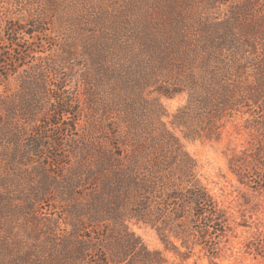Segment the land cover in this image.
Masks as SVG:
<instances>
[{"label":"trees","instance_id":"obj_1","mask_svg":"<svg viewBox=\"0 0 264 264\" xmlns=\"http://www.w3.org/2000/svg\"><path fill=\"white\" fill-rule=\"evenodd\" d=\"M138 1L126 0L118 9L117 0H111L104 13L88 15L97 28L83 47L75 87L59 81L50 89L44 74L50 69H41L21 82L25 93L21 101L0 88L2 189L21 183V177L17 179L21 172L68 170L63 181L53 185L71 201L65 220L71 230L59 238L65 253L53 256L52 264H169L131 230L132 224L154 230L183 260L198 250L209 264H219L223 243L244 225L231 205H224L204 182L198 161L176 129L193 141L221 142L226 132H246L254 138L251 147L236 150L229 168L242 185L258 189L264 185V163L254 170L256 158L251 153L260 144L256 136L264 134V0H233L223 12L215 8L204 28H151ZM220 2L211 0V5ZM136 9L140 16L133 22ZM108 15L109 27L98 28ZM31 18L25 27L13 24L5 30L0 74L17 73V65H26H19L25 58L6 56V45L15 53L22 34L30 42L47 32L45 22ZM67 53L74 55L70 49ZM31 69L36 71L35 66ZM53 72L58 73L56 68ZM102 89L108 90L107 98L96 93ZM41 90L53 91L57 115L66 117L67 122L55 123L56 127L66 126V133L77 130L85 104L88 113L100 109L105 114L106 134L80 135L74 150L51 157L50 149L58 147L49 131L54 120H40L43 124L26 136L17 120L23 106L37 117ZM181 95L187 101L172 115L171 129L164 121L168 114L162 99ZM72 136L71 143L77 135ZM34 199L29 198L26 207H34ZM31 254L12 257L11 264L31 262ZM0 260L8 263L7 257Z\"/></svg>","mask_w":264,"mask_h":264},{"label":"rangeland","instance_id":"obj_2","mask_svg":"<svg viewBox=\"0 0 264 264\" xmlns=\"http://www.w3.org/2000/svg\"><path fill=\"white\" fill-rule=\"evenodd\" d=\"M139 0L141 13L145 14L148 22L152 23L151 28H204L206 17L212 15L217 8L218 12L224 11L227 5L232 4L233 0H221L223 3H216L212 7L211 0H152L145 4ZM173 1L176 3L174 5ZM126 0H117V8L125 5ZM111 3V0H0V42L6 39L5 30L12 27L13 24H22L26 26L28 20L40 19L43 28L47 32L38 35L30 42L25 34L21 35L20 48L13 53L12 47L6 45L5 55L13 56L14 59L25 58L19 63L17 73L10 72L6 75L0 74V88L6 89L12 98L15 96L21 101L24 96L21 82L30 76H37L40 70L50 69L44 73L48 78V87L55 88L59 81L68 83L70 87H75L74 82L77 74L80 72L84 55L83 47L91 38V31L97 28L88 20V15L95 13H104V8ZM111 5V4H109ZM115 16V15H113ZM140 13L136 9L131 14V20H138ZM112 18L108 15L104 18L98 28H108ZM24 24V25H23ZM121 28H135L124 27ZM73 50L74 55H69L68 50ZM45 51V53H43ZM7 56V55H6ZM47 57V58H42ZM6 60V59H5ZM50 65L52 68H50ZM36 67V71L32 67ZM15 66L11 67L15 70ZM56 68V72L53 70ZM60 72V73H59ZM72 79V81H71ZM82 90L83 87H82ZM100 98H107L109 92L106 89L97 90ZM40 98L42 107L38 110L35 117L27 108H19L21 113L29 112L26 117H17L18 124L22 131L30 134L34 127L43 124L42 121L50 122V130L44 132L55 135L58 147L50 149V156L53 157L60 151L74 150L80 145L76 140L80 135L87 137L90 134L100 136L106 134L108 121L105 120V114L100 109L88 113L87 106L83 104L82 112L78 117L77 130L71 129L66 133V126L56 127L58 122H67L66 117H59L58 111L53 106V91L41 90ZM187 96L181 95L173 99L163 98L162 103L168 116L164 121L168 123L171 129L172 115L186 103ZM1 118H3L0 115ZM33 129V130H32ZM228 130L233 132V127ZM181 138L187 152L193 156L199 163V171L204 182L208 185L212 193L224 204L231 205L235 211L237 221L244 225L238 227L233 234H229L228 241L222 245L221 259L219 264H264V185L253 188L250 185H242L237 177L229 168V159L235 151L251 147L254 138L246 132L241 135H230L224 133L221 142L197 139L195 141L184 137L182 131L175 130ZM77 135L71 143L72 135ZM260 142L257 149L251 153L256 158L252 168L256 170V165L264 163V134L256 136ZM230 139L232 140L230 142ZM52 160L50 159V162ZM51 166V165H50ZM257 172V171H256ZM68 170L53 169L50 167L46 171L21 172L17 179L21 177V183H14L2 189L0 184V195L3 198L0 203V257H7V261L0 260V264H11L12 257L19 258V254L31 252L32 260L27 264H52V257L63 255L65 248L60 245V237L65 236L71 230L68 226L66 211L71 204L67 195L62 198L54 189L55 181H63V174ZM257 174V173H254ZM42 186L46 190L42 191ZM0 197V198H2ZM35 198L34 207H26L29 198ZM66 198V199H65ZM8 199V200H7ZM132 231L140 236L150 250H158L162 253L169 264H209L202 253L196 251V256L183 260L174 251L167 249L158 235L151 228L130 225ZM67 231V232H66ZM58 238V239H56ZM259 248V253L256 248Z\"/></svg>","mask_w":264,"mask_h":264}]
</instances>
